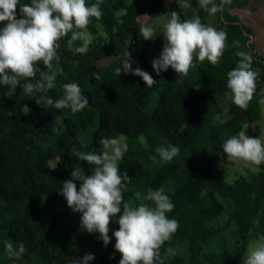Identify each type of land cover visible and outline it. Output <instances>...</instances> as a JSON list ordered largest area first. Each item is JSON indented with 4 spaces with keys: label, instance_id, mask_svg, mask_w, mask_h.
I'll use <instances>...</instances> for the list:
<instances>
[{
    "label": "trees",
    "instance_id": "16d2710c",
    "mask_svg": "<svg viewBox=\"0 0 264 264\" xmlns=\"http://www.w3.org/2000/svg\"><path fill=\"white\" fill-rule=\"evenodd\" d=\"M165 1L100 0L103 15L99 20L91 18L87 27L93 38L88 52L76 54L67 48L71 33L58 42L52 64L63 72L53 89L26 94L17 87L8 98L9 86L0 85V264H73L74 254L87 248L95 256L90 264H119L122 257L115 251L113 236L119 228V214L110 221V243L105 247L99 233L82 229V214L73 212L59 194L77 164L91 174L93 166L79 161L75 153L101 151L99 142L105 137L122 136L127 144L119 162L121 175L126 172L129 177L123 187L125 202H146L142 198L149 189H162L174 204L167 215L179 222V228L160 249L164 264H243L249 242L264 236V163L232 183L217 171L219 157L226 155L224 141L250 124L254 133L249 136L259 138L264 120V58L253 52L240 25L222 20L220 30L227 34V48L216 65L194 59L186 77L178 79L171 68L157 75L148 52H138L136 45L140 18L146 15L156 21V16L165 13ZM172 1L182 20L198 14L206 24L211 16L222 17L223 11L209 15ZM30 2L20 0V5ZM86 2L91 5L97 0ZM234 41H239L240 48ZM240 50L251 54L252 70L259 73L255 93L247 108L234 105L232 116L218 123L217 97L230 93L227 73L237 66L235 53ZM104 60L108 63L100 67L98 63ZM130 60L133 69L139 66L153 77L152 87L128 73ZM38 67L47 71L42 62ZM39 78L37 73L35 79ZM66 83L80 86L89 99L85 109L73 114L70 109L48 105L46 99L42 106L36 103L40 97L60 98ZM168 144L178 146L180 153L165 162L156 148ZM75 183L79 189L80 182ZM221 199L232 203L230 220L235 232L232 247L217 251L210 247L223 231L215 225L226 210ZM9 240L25 245L19 258L7 255L4 243ZM179 242L185 243L189 257L178 254L166 259L167 250Z\"/></svg>",
    "mask_w": 264,
    "mask_h": 264
},
{
    "label": "clouds",
    "instance_id": "9594fccd",
    "mask_svg": "<svg viewBox=\"0 0 264 264\" xmlns=\"http://www.w3.org/2000/svg\"><path fill=\"white\" fill-rule=\"evenodd\" d=\"M197 2L198 9L215 15L222 12L230 0H220L218 4L214 0ZM18 5L20 0H0V24L4 25L0 28V85L9 86L8 98L14 96L17 87H22L26 94L53 89L57 75L63 72V68H54L52 64L60 47L58 42L71 33L67 48L76 54L87 53L93 39L87 27L91 18L99 20L103 15L100 0L91 5L86 0H31L30 4L20 5V18H17ZM183 7H191V0H184ZM156 17L158 22L160 18L164 20L161 34L165 41L159 57L152 61L157 75L171 68L179 79L187 76L194 66V59L207 60L212 65L219 62L226 47L224 30L202 23L198 14L182 20L179 13L170 11ZM139 30L145 41L157 36L151 25L142 24ZM233 43L240 48L239 41ZM235 54L239 62L227 73V88L232 103L245 109L253 99L259 73L252 70L253 58L249 52L240 50ZM41 62L47 71L40 70ZM132 63L134 61L130 60L127 65L128 73L141 77L147 87H152L156 83L153 77L139 66L133 69ZM37 73L39 79H35ZM116 73H120L119 68ZM45 99L48 105H54L58 110L70 109L73 114L89 105L88 97L82 95L77 83L64 84L63 95L55 101L50 97L35 101L42 106ZM261 103L264 104V100ZM99 143L102 146L99 152L75 153L79 161L93 166L91 174H86L77 164L72 168L71 179L63 182L59 194L73 212L82 214V229L89 234L99 233L105 247L110 243V221L119 214L116 221L119 228L113 232L115 251L122 257L119 264H164L160 249L179 228V222L167 215L174 209V204L162 189H149L143 196V201L151 204L125 202L123 187L129 177L126 172L121 175L119 162L127 151V144L122 136L105 137ZM141 143L147 146L143 137ZM222 149L227 156V165L259 166L264 163V135L254 138L241 130L224 141ZM156 153L162 161L170 162L179 155L180 148L161 145L156 148ZM75 181L80 182L79 189ZM135 195L138 201L141 200L139 192ZM4 247L10 258H19L26 251L23 243L16 245L10 240L5 241ZM167 252L175 255L172 248ZM94 260V254L86 253L74 258L73 264H90ZM243 264H264V236L249 242Z\"/></svg>",
    "mask_w": 264,
    "mask_h": 264
},
{
    "label": "rangeland",
    "instance_id": "374dc122",
    "mask_svg": "<svg viewBox=\"0 0 264 264\" xmlns=\"http://www.w3.org/2000/svg\"><path fill=\"white\" fill-rule=\"evenodd\" d=\"M130 2V0H128ZM166 10L165 12L175 11L177 12V9L175 8L172 0H166ZM184 0H179V6L181 8L183 7ZM23 5V4H22ZM188 8H198V2L197 0H191V7ZM178 13V12H177ZM212 19L208 18L206 21V25L212 26ZM141 25L142 24H148L155 28L157 36L153 40L145 41L141 34L140 30L138 32V42L136 45V49L138 52L147 51L148 52V62L152 63V61L155 58H158V55L162 52L163 45L165 43L163 35L161 34V27L164 23L163 18H160L159 22L156 20H151L148 16H142L140 18ZM4 25L0 24V28H3ZM217 29V28H216ZM219 30V29H218ZM227 48V45L225 49ZM224 49V50H225ZM220 60V59H219ZM108 62L106 60L100 61L98 64L100 67L105 66ZM197 92V90L195 91ZM217 101L220 106L219 113L216 115L215 120L218 123L225 122L232 116V107L234 104L231 100V94L229 93L227 97H217ZM264 108V107H263ZM248 135H251L254 133V125L250 124L245 127V130ZM264 135V120H262L261 124V130L258 134ZM227 156L221 155L217 161V171L225 178L226 181L232 183L238 178L241 177H247L250 173L256 172L257 168L254 165H246L244 163L239 164H230L227 165ZM224 165V166H222ZM221 202L225 205L226 210L223 213V215L218 219V221L215 222L216 227H220L223 229V231L216 236L214 239L213 245L210 247L211 250H217L221 251L223 249L231 248L234 243V232H235V224L231 222L230 218L232 216V203L229 200L221 199ZM175 250V255H166V259L171 260L176 255H182L183 257L188 258V250L187 246L183 242H179L178 245L175 247H171ZM90 253L92 254L91 248H87L84 250H78L74 254V258L82 257L84 254ZM168 253V252H167Z\"/></svg>",
    "mask_w": 264,
    "mask_h": 264
},
{
    "label": "crops",
    "instance_id": "0c3cea01",
    "mask_svg": "<svg viewBox=\"0 0 264 264\" xmlns=\"http://www.w3.org/2000/svg\"><path fill=\"white\" fill-rule=\"evenodd\" d=\"M209 18H213L211 24L219 30L222 20L240 25L249 37L253 52L264 58V0H230L221 18Z\"/></svg>",
    "mask_w": 264,
    "mask_h": 264
}]
</instances>
